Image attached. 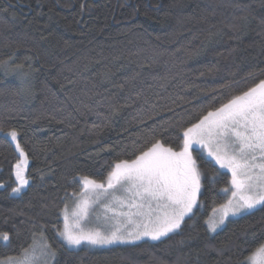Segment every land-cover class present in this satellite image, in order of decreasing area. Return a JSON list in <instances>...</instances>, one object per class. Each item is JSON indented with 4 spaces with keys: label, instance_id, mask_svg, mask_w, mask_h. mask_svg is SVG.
<instances>
[{
    "label": "trees",
    "instance_id": "1",
    "mask_svg": "<svg viewBox=\"0 0 264 264\" xmlns=\"http://www.w3.org/2000/svg\"><path fill=\"white\" fill-rule=\"evenodd\" d=\"M260 80L264 0H0V128L29 161L12 196L19 154L0 136V259L42 235L55 264H240L264 243V206L207 232L229 178L196 150L200 208L161 240L69 249L60 211L80 178L102 181L156 140L178 150L184 129Z\"/></svg>",
    "mask_w": 264,
    "mask_h": 264
},
{
    "label": "snow or ice",
    "instance_id": "2",
    "mask_svg": "<svg viewBox=\"0 0 264 264\" xmlns=\"http://www.w3.org/2000/svg\"><path fill=\"white\" fill-rule=\"evenodd\" d=\"M0 136L10 137L19 153L20 159L14 165L16 186L12 193H20L29 184L25 172L27 155L15 130L5 133L0 128ZM194 145L207 149L208 156L220 169L231 172V187L222 190L225 194L231 192V196L218 209H213L215 215L205 221L207 232L215 233L229 216L264 206V80L232 96L198 123L184 129L180 151H173L156 140L135 159L114 163L106 184L84 177L82 198L73 212L75 225L68 223L65 211V226L59 233L64 243L75 248L82 243L105 246L143 237L160 240L180 229L185 217L194 216V208L200 204L203 174L193 156ZM2 187L5 185L0 184ZM121 189L123 196L113 195L103 206L109 230L85 231L79 227V221L88 216L91 205ZM9 240V233H0V241ZM56 255V250L44 244L37 256L33 245L32 253L25 250L23 259L16 264H40L41 259L43 264H55ZM13 260L9 258L0 264H10ZM240 264H264V243Z\"/></svg>",
    "mask_w": 264,
    "mask_h": 264
},
{
    "label": "rangeland",
    "instance_id": "3",
    "mask_svg": "<svg viewBox=\"0 0 264 264\" xmlns=\"http://www.w3.org/2000/svg\"><path fill=\"white\" fill-rule=\"evenodd\" d=\"M182 141H183V133H182ZM12 142V141H11ZM12 144H13V146L15 147V149H16V145H15V143L14 142H12ZM181 147H182V143H181V146H180V148L178 149V150H176V151H180V149H181ZM194 147V151L196 150L203 158H205V159H207L210 163H212L217 169H219V171L220 172H224V173H226L227 175H228V178H229V184H228V186H226L225 188H230L231 187V172L227 169V168H225V169H220L219 168V165L218 164H216L215 163V161L211 158V157H209L208 156V154H207V149H202V148H200L199 147V145H194L193 146ZM17 151V150H16ZM174 151V150H173ZM194 151H193V156H194ZM18 153V152H17ZM19 154V153H18ZM19 159H20V157H19ZM18 159V160H19ZM135 159V158H134ZM133 160V159H132ZM28 163H29V161H28ZM27 168H28V166H27ZM27 168H26V170H25V172H26V176H27ZM112 169V168H111ZM111 171V170H110ZM109 171V172H110ZM13 174H14V169H13ZM107 176H108V174H107ZM106 176V177H107ZM106 177H105V179L104 180H102V181H97L98 183H105L106 184ZM14 178H15V175H14ZM82 179L83 178H80V180H79V182H80V190L77 192V193H74V194H71L70 196H69V198H68V200L66 201V203L64 204V207H63V209L60 211V219H61V230H60V232L61 231H63V229H64V226H65V211H67V215H68V223L69 224H72V225H75V221H74V218H73V212L74 211H76L77 210V204L79 203V200H80V198H82V193H81V190H82V188H83V184L81 183V181H82ZM29 180V179H28ZM15 184H16V182H15ZM16 186V185H15ZM14 186V187H15ZM27 186L28 185H26L25 187H24V189L20 192V193H12L11 192V195L12 196H18V195H20L26 188H27ZM13 187V188H14ZM224 189V188H223ZM222 189V190H223ZM221 193L224 195V200H223V202L220 204V205H222V204H224V203H226V201L228 200V198L231 196V192H228V193H224L223 191H221ZM113 195H115V196H123L124 195V192H123V190L121 189V190H117V191H115L114 193H111L109 196H108V199H106V200H102V202H100V203H97V204H93V205H91V207H90V210H89V214H88V216L87 217H85L84 219H82V220H80L79 221V227H81V228H83L85 231H88V230H93V229H97V228H99L100 230H102V231H106V230H109L110 229V225L109 224H107L106 222H105V219H104V211H103V206H104V204H107L108 202H109V200H111L112 199V196ZM200 196V195H199ZM95 197L93 196V199H94ZM198 199H199V197H198ZM200 201V200H199ZM220 205H218L217 207H215L214 209H218L219 208V206ZM259 207V206H258ZM200 208V204L197 206V207H195L194 208V211L195 210H197V209H199ZM252 211V210H251ZM246 213H244V214H239V215H237V216H229V217H227L226 219H225V223L220 227V228H218L217 229V231H219V230H221L224 226H225V224L227 223V221H229L230 219H234V218H237V217H240V216H243V215H245ZM215 214H214V212H213V210L210 212V214H209V217L208 218H210V217H212V216H214ZM187 217H185V219H186ZM183 223V222H182ZM207 226V225H206ZM177 231V230H176ZM175 231V232H176ZM216 231V232H217ZM215 232V233H216ZM170 234H172V233H170ZM170 234H168V235H170ZM210 234H214V233H210ZM167 235V236H168ZM166 236V237H167ZM35 239H33V242H32V244H31V246L28 248V249H26L27 250V252H28V254H31L32 253V251H33V245H35V248H36V255L38 256L39 255V249H40V247L42 246V245H44V244H47L48 245V243L45 241V239H44V237H42V235L40 236H38V237H34ZM163 238H165V237H162L161 239H163ZM59 239L62 241V243L66 246V247H68L65 243H64V241H63V238L59 235ZM160 239V240H161ZM145 241H148V242H156V241H158V240H151V239H149V238H147V237H143V238H141L140 240H137V241H133V242H124V243H121V242H117V243H114V244H109V245H105V246H92V245H88L87 243H82L80 246H77V247H75V248H69V249H79V248H90V249H93V248H109V247H116V246H127V245H133V244H137V243H140V242H145ZM252 254V253H251ZM250 254V255H251ZM24 255H25V251L20 255V256H18V257H7V258H4V259H0V261H9V258H14V260L13 261H11L10 262V264H16V262L17 261H19V260H21V259H23V257H24ZM249 255V256H250ZM40 264H43V261H42V259H41V261H40Z\"/></svg>",
    "mask_w": 264,
    "mask_h": 264
},
{
    "label": "water",
    "instance_id": "4",
    "mask_svg": "<svg viewBox=\"0 0 264 264\" xmlns=\"http://www.w3.org/2000/svg\"><path fill=\"white\" fill-rule=\"evenodd\" d=\"M1 189V188H0Z\"/></svg>",
    "mask_w": 264,
    "mask_h": 264
}]
</instances>
